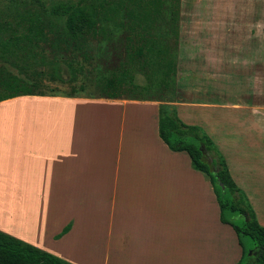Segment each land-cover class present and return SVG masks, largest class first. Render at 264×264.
I'll use <instances>...</instances> for the list:
<instances>
[{
  "label": "crops",
  "instance_id": "obj_1",
  "mask_svg": "<svg viewBox=\"0 0 264 264\" xmlns=\"http://www.w3.org/2000/svg\"><path fill=\"white\" fill-rule=\"evenodd\" d=\"M207 63L186 68L168 103L212 138L264 225V74L242 72L247 58ZM161 103L80 93L1 100L0 232L69 264L237 263L242 246L208 174L160 137Z\"/></svg>",
  "mask_w": 264,
  "mask_h": 264
},
{
  "label": "trees",
  "instance_id": "obj_2",
  "mask_svg": "<svg viewBox=\"0 0 264 264\" xmlns=\"http://www.w3.org/2000/svg\"><path fill=\"white\" fill-rule=\"evenodd\" d=\"M180 6L181 0H58L49 4L43 1L39 10L20 14L16 19L18 28L23 30L16 28L13 43L43 39L44 24H51L52 17L63 20L64 40L123 42L128 59L120 66L119 74L98 82L101 93L95 96L123 95L161 101L160 137L171 149L186 150L192 166L208 174L220 206V219L232 225L242 246V256L235 264H264V225L246 194L236 185L218 146L201 126L188 124L179 117L175 107L168 103L173 98L148 95L153 87L175 92ZM135 64L145 72L150 70L148 84L133 82L130 67ZM129 91L131 96H126ZM36 93L14 77H0V101ZM70 227L71 224L66 225L57 237ZM245 236L253 240V248H246ZM0 264L69 263L0 232Z\"/></svg>",
  "mask_w": 264,
  "mask_h": 264
},
{
  "label": "rangeland",
  "instance_id": "obj_3",
  "mask_svg": "<svg viewBox=\"0 0 264 264\" xmlns=\"http://www.w3.org/2000/svg\"><path fill=\"white\" fill-rule=\"evenodd\" d=\"M43 1L58 0H0V77H14L38 93L100 94L98 82L119 74L128 59L123 42L64 40L63 20L52 17L51 24H44L43 39L13 43L16 28L23 30L16 19L39 10ZM180 28L176 79H182L187 67L204 70L216 55L247 58L249 64L240 67L242 72L249 68L255 75L264 74V0H181ZM227 63H223L224 71L230 70ZM149 72L138 64L130 67V77L140 85L148 84ZM174 93L153 87L148 95L174 98ZM244 242L246 248L255 246L248 236Z\"/></svg>",
  "mask_w": 264,
  "mask_h": 264
}]
</instances>
